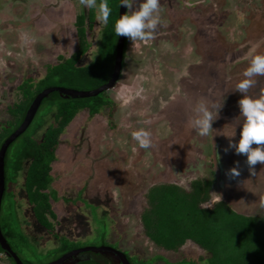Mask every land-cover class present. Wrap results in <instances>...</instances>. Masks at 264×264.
I'll return each instance as SVG.
<instances>
[{"label":"rangeland","instance_id":"rangeland-1","mask_svg":"<svg viewBox=\"0 0 264 264\" xmlns=\"http://www.w3.org/2000/svg\"><path fill=\"white\" fill-rule=\"evenodd\" d=\"M159 2L161 23L155 38L147 44L128 39L122 75L108 93L115 108L93 120L87 112L75 119L53 167V187L61 198L56 206L59 235L82 248L101 246L105 239L139 264H176L197 260L203 254L192 243L179 252L158 248L146 237L141 215L152 184L187 186L192 179L213 178V165L208 161L216 154L210 147L211 135L215 136L213 142H218L224 171L214 168L225 184L214 194V201L224 199L239 213L264 216V165L258 163L252 175L243 156L224 151L234 128L239 129L241 94L235 92V85L244 78L249 49H255V54L263 49L264 0ZM83 12L88 15L89 9L79 0H0V125L10 121L8 108L21 98L17 90L21 84H29L33 78L37 85V79L46 75L60 54L68 57L78 50L76 22ZM36 21L40 25L34 29ZM104 26L97 20L92 29L87 24L91 48L81 64L90 65L98 59ZM255 80L247 93L250 96L264 89V76ZM92 87L82 85L73 90L92 92ZM131 97L135 98L133 104L121 105ZM200 101L207 102L214 122L218 118L221 127L214 129L212 124L206 137L189 124ZM50 106L47 103L38 118L42 126L53 123ZM230 124L232 129L226 128ZM140 129L151 134L149 149L140 148L131 136ZM116 153L121 155L119 160ZM119 167H133L136 176L126 175L127 170ZM234 167L239 175L230 178L227 173ZM83 187L90 202L79 191ZM14 193V202L9 200L7 205L10 209L9 202L13 203V217L19 218L27 237L22 257L31 264L51 263L54 258L49 254L61 241L36 223L23 176ZM63 196L72 199L70 203L65 204ZM96 203L107 205L109 213L103 206H94Z\"/></svg>","mask_w":264,"mask_h":264},{"label":"trees","instance_id":"trees-1","mask_svg":"<svg viewBox=\"0 0 264 264\" xmlns=\"http://www.w3.org/2000/svg\"><path fill=\"white\" fill-rule=\"evenodd\" d=\"M119 3L120 0H108L111 15L108 24L103 27L98 59L95 62L90 65L81 64L91 48L87 38V24H90L92 29L96 20L94 11L89 9L88 15L83 12L77 16L78 50L68 57L59 55L58 61L47 68L46 75L42 79H37V85H34L31 78L28 80L29 84L23 83L18 87L21 98L8 108L10 121L0 125V150L4 142L22 126L31 104L42 91L59 85L69 90L80 88L82 85H92V88L97 90L109 82L116 59L118 37L114 33L113 25L119 18ZM257 43L258 41L255 44ZM127 44L128 38L125 43V55ZM250 50L251 48L249 52ZM256 54H264V46ZM247 62L249 63V59ZM47 103L52 108L53 123L49 126L45 124L43 127L38 118ZM108 108H115V103L109 98L108 92L87 99L51 95L42 101L26 131L8 148L4 163L5 194L0 209V230L23 264H31L21 254L24 247H28L27 237L21 231L19 218L13 217V203L9 202L12 207L10 209L7 205L9 200L14 202V191L19 177H24L25 189L36 223L55 240L61 241L60 247L49 254L54 258L51 263L74 250L81 249V245L70 242L57 232V227L61 223L56 206L61 198L53 187L56 181L53 167L59 162L58 153L67 143L64 138L68 136L75 119L87 112L90 120H93ZM112 115L113 113L110 116ZM213 124L214 129L221 128L218 118ZM228 126L230 127L226 128L232 129V124ZM234 130L239 136L240 128L236 127ZM214 137L211 135L209 141L216 154L208 159L213 165V178L192 179L187 186L170 182L152 184L145 195L147 207L141 215L144 233L160 249L179 252L188 243H192L203 253L197 260H183L176 264H264V216L244 215L224 199L214 201V194H218L225 185L215 171L218 167L219 173H222L224 165L218 152V142H215L216 144L213 142ZM115 157L119 160L121 155L116 153ZM200 158L203 159L202 156ZM119 168L121 171L127 170L124 173L130 177L136 176L133 167ZM86 189L83 187L79 190L83 193L84 199ZM71 200L66 196L62 198L65 204ZM94 206L103 205L96 203ZM103 208L109 213L107 205ZM98 247L113 248L105 239ZM124 254L131 264H139ZM0 264H16L12 258L5 255L1 246ZM67 264H118V260L112 255L97 254L93 255L92 259L80 256L76 263ZM140 264H148V261Z\"/></svg>","mask_w":264,"mask_h":264},{"label":"clouds","instance_id":"clouds-1","mask_svg":"<svg viewBox=\"0 0 264 264\" xmlns=\"http://www.w3.org/2000/svg\"><path fill=\"white\" fill-rule=\"evenodd\" d=\"M79 4L87 9L94 10L96 20L103 25L109 22L111 9L108 0H79ZM125 7L127 11L115 20L113 28L117 37L124 36L133 42L140 41L147 44L155 38V32L161 23L159 15V0H120L119 7ZM241 79L235 85V92L241 94L238 101L239 108V138L236 130L229 136L225 152L232 150L234 154L243 156L249 172L255 174V166L264 165V89L258 95H248L249 89L256 83L255 77L264 76V54H255V49L249 52L248 67L242 73ZM220 107L216 109L218 110ZM195 116L189 121L190 127L199 136H209L213 130V111L207 102L200 101L195 109ZM132 138L142 149H149L152 145L150 132L140 129L131 133ZM253 145H256L253 147ZM135 152L136 149L134 148ZM230 178L239 175L236 167L227 173ZM264 207V199L261 201Z\"/></svg>","mask_w":264,"mask_h":264},{"label":"water","instance_id":"water-1","mask_svg":"<svg viewBox=\"0 0 264 264\" xmlns=\"http://www.w3.org/2000/svg\"><path fill=\"white\" fill-rule=\"evenodd\" d=\"M126 11L127 9L121 6L119 16L123 15ZM125 43H126V37L124 36L118 37L113 74L109 82L104 86H102L101 88L94 90L92 92H78L65 88H50L42 91L35 98V100L31 104L26 114L22 126L4 142L0 150V209H1L2 199L5 194L4 163H5L6 153L10 145L14 141H16L29 127L42 101L45 98L50 97L51 95H59L62 98H69V99H87V98H93L99 96L102 93L109 92L115 89L124 69ZM0 246L2 247L5 255L12 258L16 264H23L21 260L18 258V256L13 252L11 247L8 245L7 241L5 240V238L1 233V230H0ZM97 254L115 256L118 260V264H131L128 257L123 252L115 250L110 247H86V248L77 249L51 264H67L73 261L74 259H78L80 256H85L88 259H92L93 255H97Z\"/></svg>","mask_w":264,"mask_h":264},{"label":"flooded vegetation","instance_id":"flooded-vegetation-1","mask_svg":"<svg viewBox=\"0 0 264 264\" xmlns=\"http://www.w3.org/2000/svg\"><path fill=\"white\" fill-rule=\"evenodd\" d=\"M24 3H26V2H24ZM28 3V2H27ZM26 3V4H27ZM29 4V3H28ZM35 23V22H34ZM36 27L34 28V29H36V28H38V25H40V24H38V22L36 21V23L34 24ZM259 43V42H258ZM258 43L257 44H255V46H257L258 45ZM264 43V42H263ZM263 46H264V44H263ZM60 55H62V54H60ZM109 93V92H108ZM134 100H135V98H133V97H131V98H129V100H125L124 101V103L123 104H121L122 106H125L126 104L127 105H131V104H133L134 103ZM114 102V101H113ZM76 261H77V259H74L73 261H71L70 263H76Z\"/></svg>","mask_w":264,"mask_h":264}]
</instances>
